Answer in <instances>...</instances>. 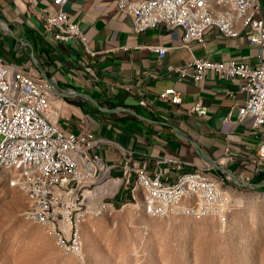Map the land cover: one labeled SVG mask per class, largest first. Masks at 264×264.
<instances>
[{"label": "built area", "instance_id": "built-area-1", "mask_svg": "<svg viewBox=\"0 0 264 264\" xmlns=\"http://www.w3.org/2000/svg\"><path fill=\"white\" fill-rule=\"evenodd\" d=\"M115 1L118 11L129 17L135 35L156 27L178 29L181 47L189 50L192 44L204 46L203 35L208 30L224 39H235L243 33L249 44L258 46V58L264 61V0ZM65 3L66 0H53V13L29 5L39 22L40 35L62 44L76 43L94 57L86 50L80 27L68 20ZM146 48L158 58L169 51L163 46ZM206 72L225 81H243L239 89L245 100L238 108V121L250 120V133L255 138L262 136L264 64L250 66L193 56L183 67L167 66V74L195 83L202 81ZM150 76L157 78L156 74ZM158 98L172 105L180 103L172 88L159 93ZM54 99L63 102L42 76H33L28 69L8 64L0 57V186L7 184L25 195L23 217L46 228L64 251H82L80 230L89 215L113 218L132 206L155 218L182 215L197 220L217 219L240 205L238 191L244 187L236 183L230 170V165L240 160L239 153L232 149L231 133L225 135L221 155L204 161L193 171L185 172L173 159L159 160L158 165L171 164L175 168L174 182H163L160 172L150 176L141 168L127 165L116 176L112 166L95 153L102 140L95 136L87 120L78 132L66 133L59 127L60 116L55 117L51 108ZM138 104L148 106L145 98ZM185 113L203 118L207 107L197 98ZM226 122L227 118L223 124ZM122 156L130 160L124 152ZM248 162L257 171L264 167V140ZM110 182L118 183L116 190L108 187Z\"/></svg>", "mask_w": 264, "mask_h": 264}, {"label": "crops", "instance_id": "crops-1", "mask_svg": "<svg viewBox=\"0 0 264 264\" xmlns=\"http://www.w3.org/2000/svg\"><path fill=\"white\" fill-rule=\"evenodd\" d=\"M52 1L0 0V57L28 69L33 76H42L56 89L63 101L55 99L58 125L66 133L78 132L84 120L88 121L102 140L95 153L112 166L113 175H120L127 165L150 176L160 172L163 182H174L175 168L158 165L159 160L173 159L185 172L193 171L204 161L217 159L226 145L225 135L231 133L232 149L240 156L230 165L234 178L244 188L264 184V167L257 171L248 162L264 134L255 138L250 120L238 121V108L245 100L239 89L243 81H225L206 72L195 83L167 74V66L183 67L193 56L250 66L264 64L258 58V46L249 44L245 34L224 39L208 30L203 35L204 46L192 44L187 50L181 47L178 29L156 27L133 34L129 17L118 11L115 0H66L67 18L82 30L86 50L95 54L91 57L76 43L42 38L29 5L53 13ZM149 46L169 51L158 58L146 48ZM168 88L178 94L179 104L158 98ZM141 98L146 99L147 107L138 104ZM197 98L207 107L203 118L185 113Z\"/></svg>", "mask_w": 264, "mask_h": 264}, {"label": "rangeland", "instance_id": "rangeland-1", "mask_svg": "<svg viewBox=\"0 0 264 264\" xmlns=\"http://www.w3.org/2000/svg\"><path fill=\"white\" fill-rule=\"evenodd\" d=\"M238 192L240 205L217 219L155 218L132 206L113 218L90 216L80 230L82 251L75 255L25 219V195L4 184L0 264H264V188Z\"/></svg>", "mask_w": 264, "mask_h": 264}, {"label": "bare ground", "instance_id": "bare-ground-1", "mask_svg": "<svg viewBox=\"0 0 264 264\" xmlns=\"http://www.w3.org/2000/svg\"><path fill=\"white\" fill-rule=\"evenodd\" d=\"M51 108H52V111L54 112V115H55V117L58 115L57 114V110H56V107H55V99L53 100V101H51ZM7 185V184H6ZM7 187H9L8 185H7ZM108 187L110 188V189H113V190H116V188L118 187V183L117 182H110V184L108 185ZM11 190L12 189H14V188H11V187H9ZM14 190H16V189H14ZM4 194H6L7 195V192H3ZM13 195V194H12ZM26 198V197H25ZM26 202H27V200H26ZM239 203H240V199H239ZM91 215H89L88 217H90ZM87 217V218H88ZM150 217H152V216H150ZM87 218L85 219V221L87 220ZM85 221H84V223H85ZM83 223V224H84ZM82 224V225H83ZM82 227V226H81ZM70 253V252H69ZM81 253V252H80ZM80 253H78V254H75V253H72V254H75V255H79Z\"/></svg>", "mask_w": 264, "mask_h": 264}, {"label": "water", "instance_id": "water-1", "mask_svg": "<svg viewBox=\"0 0 264 264\" xmlns=\"http://www.w3.org/2000/svg\"><path fill=\"white\" fill-rule=\"evenodd\" d=\"M236 183H238V182L236 181ZM247 187H250L251 189H260V188L264 187V184L247 185ZM247 187H245V188H247Z\"/></svg>", "mask_w": 264, "mask_h": 264}]
</instances>
